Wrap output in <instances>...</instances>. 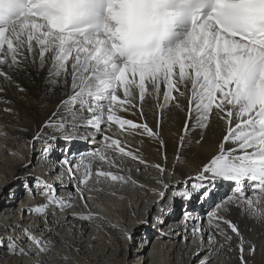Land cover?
Wrapping results in <instances>:
<instances>
[{
    "label": "snow or ice",
    "instance_id": "1",
    "mask_svg": "<svg viewBox=\"0 0 264 264\" xmlns=\"http://www.w3.org/2000/svg\"><path fill=\"white\" fill-rule=\"evenodd\" d=\"M28 62L38 70L47 69L50 83L68 89L59 106L64 116L56 131L44 138L41 130L27 142L31 148L43 139L45 155L53 150L52 141L72 138L56 133L66 131L67 121L79 118L98 134H104L105 125L113 133L104 135V150L96 149L95 159L116 168L118 158L145 163L138 150L133 152L119 138L125 133L158 137L147 123L137 124L119 114L136 108L137 100L142 118L143 104L149 98H155L161 114L167 107L185 111L181 101L186 100L185 133L190 128H207L213 116L221 121L224 131L217 154L201 165L195 177L186 178L183 188L180 181L173 184L160 179L163 190L154 203L162 204L170 188L176 189L174 201L191 202L207 200L212 194L205 187L208 182L213 188L216 180L233 183L232 197L212 216L218 221V234L232 239L219 233L222 222L239 238L241 264H248L245 252L254 256L256 246L247 245L238 226L219 213L234 205L264 223V0H0V81H10L13 72ZM59 108L53 116L60 115ZM161 119L158 116V126ZM49 125L45 121L42 129ZM86 161L87 157L79 164L63 160L69 178L79 180L81 200L85 197L79 185L87 186L92 180L136 183L119 171H93L92 163ZM155 167L161 176L167 171L160 164ZM81 170L82 179L76 176ZM245 184L253 186L254 197L245 193ZM25 187L33 198V188L45 198L31 209L34 213L72 206L71 196L67 201L57 198L56 188L39 177L32 188ZM21 231L24 239L19 242L0 237V248L21 256L48 251L45 245L51 241L29 229ZM23 244L35 245L36 252ZM199 255V251L194 253V257ZM202 264H211V259Z\"/></svg>",
    "mask_w": 264,
    "mask_h": 264
},
{
    "label": "bare ground",
    "instance_id": "2",
    "mask_svg": "<svg viewBox=\"0 0 264 264\" xmlns=\"http://www.w3.org/2000/svg\"><path fill=\"white\" fill-rule=\"evenodd\" d=\"M66 92L68 89L62 84L57 86L48 81L47 69L38 70V67H34L30 62L21 70L14 71L10 81H0V184L11 172L18 173L8 190L12 200L0 198V216L3 214L2 216L9 217L12 208L16 206L21 211V222L12 219L13 216L5 220L0 219V231L10 233L17 230L19 235L16 239L19 242L24 239L21 229H29L37 237L43 236L46 241L52 242L45 245L48 248L47 252L34 255L14 256L0 248V264H70L72 262L106 264L105 258L114 259L117 253L119 255L125 253L126 247L128 248L129 243L132 244L134 238H139L144 248L147 240L151 238L161 242L159 252L162 256L157 254L160 257L158 264H170L169 261L172 262L171 264H188L192 261L195 264H202L209 258L211 264H241L237 247L239 238L222 222H219V233H226L232 239L228 241L223 234H218L216 228L218 221L212 216L222 202L232 197L233 183L216 180L213 188L212 183L208 182L205 187L211 189L212 194L207 200L194 198L191 202H182L179 198L174 201L173 192L176 189L170 188L167 191L170 192L167 195L168 199L172 197L169 202L163 200L162 204L154 203L160 199L159 191L163 190L160 179L165 183L173 184L180 181L183 188L186 186L183 183L185 179L195 177L201 165L217 154L224 131L221 121L213 116L207 128H190L185 133L184 121L188 107L186 100L181 101L185 111L176 107H167L161 114L155 98H149L143 104V118L139 110V100L136 101V108L119 113L137 124L147 123L149 128L158 132L157 138L128 133L119 137L133 152L138 150V155L145 163L128 157L118 158L119 168H116L95 159L92 154L96 149L104 150V135L113 133L109 132L105 125L104 134H98L79 118L75 122L67 121L69 126L66 131L56 133L61 137L71 135L72 138L52 141L54 147L49 154L45 155L41 151L45 147L43 139L29 148L27 142L35 133L42 130L45 134L44 138H47L56 131V126L61 123L64 116V110L59 106L66 98ZM161 103H163L162 97ZM58 108L60 115L53 116ZM158 116H162L159 126ZM45 121H50V125L42 129ZM72 123L77 126H71ZM115 131L116 129H113V132ZM182 135L184 139L181 142ZM63 142H66L65 145L67 144L69 148L65 147ZM59 145L63 146L64 152L60 151ZM85 157L88 158L86 162L92 163L93 171L105 170L113 173L119 171L126 177L130 176L136 183L122 184L106 181L103 178L99 183L92 180L87 186L79 185L85 197L81 200L80 191L77 190L79 180L69 178L63 160L68 158L79 164ZM24 164H28V167H22ZM156 164L167 169L162 176L155 167ZM44 165L49 167L46 173L42 169ZM57 174H62L64 180L57 179ZM76 176L82 179L83 170L77 172ZM36 177L47 184H52L55 188L56 185H66V188L58 186L56 195L57 198H65L66 201L71 196L68 202L72 206L59 210L49 207L44 213L31 211L44 202V196L35 188H33V192H36L35 198L28 191L24 198H20V194L22 189H26V185L32 188ZM187 186L190 187V184ZM252 187L250 184L244 186L245 193L250 198L255 196ZM24 208H28L29 211L22 213ZM147 208V211H151L152 216L156 217V221L164 222L167 217L169 222L179 226L174 231L166 233L158 231L157 228L147 229L146 226L134 231L132 226ZM188 213H191V218H188ZM219 214L238 226L247 245L256 246L254 256H249L245 252L248 264H264V223L246 215L242 208L234 205L228 211ZM78 216L90 218L82 220L77 218ZM40 218L46 223L41 227L42 231L36 233L38 224H32L31 221ZM9 225H19V227H9ZM200 228L203 229L202 232L194 231ZM114 235L116 238L113 237ZM112 238L114 240L110 241ZM21 246L30 252H36L33 244ZM112 248L114 251H111ZM108 250L109 253L105 254ZM140 250L142 251H138L135 255L139 260L143 255V249ZM198 251L200 255L194 257V253ZM78 255L87 262L83 263L82 259L77 262ZM69 256L75 257V260L72 261ZM109 262L107 264H118L121 261Z\"/></svg>",
    "mask_w": 264,
    "mask_h": 264
},
{
    "label": "rangeland",
    "instance_id": "3",
    "mask_svg": "<svg viewBox=\"0 0 264 264\" xmlns=\"http://www.w3.org/2000/svg\"><path fill=\"white\" fill-rule=\"evenodd\" d=\"M58 121L59 120H57V122ZM63 143H64L63 145H65L66 142H63ZM61 146L62 145H59L60 151L61 152H64L65 149L63 150V146L62 147ZM65 147H68L69 148V146L67 144L65 145ZM42 169H43L44 173H46L49 170V167L44 165V167ZM17 175H18L17 172H11L4 179V181L0 184V198L2 197V199L9 200V201L12 200V195L10 194V191H8V190H9L10 184L13 182V180H15V178H16ZM57 176H58L57 179H59L60 181L64 180L63 179L64 176L62 174H60V175L57 174ZM58 186L59 185H56V187H57L56 188V191L59 189ZM26 192H27L26 189H22L21 194H20V198H24ZM169 193L170 192H168L166 194V196L164 197V200L165 201H168V202L172 198L171 197V198L168 199L167 195ZM183 208H182V210H184ZM147 210H148V208L146 209V211ZM11 211H12V213H10L9 217L2 216L3 214H1L0 219H4L5 220V219H9V218H11L13 216L12 219L21 222L20 221V218H21L20 217L21 216V213L20 212L21 211H19V209L17 208V206L14 207V208H12ZM17 211H19V213ZM146 211H144V213L138 217L137 221L132 226L134 228L133 229L134 231H136L137 228L144 227V226H146L147 229H149V228L150 229H154L155 228V230H156V228H157L158 231L164 232V233L171 232V231H174L176 229L175 224L169 222L168 218L164 219L165 220L164 222L163 221L159 222V220L156 221V217L152 216L151 211H147V212ZM31 222H32V224H35L36 223L35 225L38 224L36 226V227H38L36 229V233L37 232H41L42 231L41 227L43 225H45V223H46L45 220H43L42 218L37 219L34 222L32 220ZM2 226L5 228L4 225H2ZM18 235L19 234H18V231L17 230H13L10 233L9 232H6V231H0V237H6V238H9V239H15L17 242H18V239H16V236H18ZM113 237L116 238L115 235ZM112 240H114V239L112 238L110 241H112ZM160 244H161L160 241H156L155 238H151L150 240H147L146 245H145L146 248H144V244H142V242L139 241V238H134L132 244L129 243L128 244V248L126 247L125 253L124 252L123 253H120L122 255H119V253H117V255L115 256L114 259H110V258H108V259L105 258V259L107 260L106 261L107 263L109 261L110 262L111 261L116 262V261H119L120 260L123 264H158V261H159V258L160 257L157 256V254L158 255L160 254V252H159ZM162 246L164 247V244H162ZM140 248L143 249V255H142V258L139 260L137 257H135V255L137 254L138 251L139 252L142 251V250H140ZM109 251L110 250H108L107 252H105V254L106 253L108 254ZM111 251H114L113 248L111 249ZM160 256H162V255L160 254ZM76 257H79L78 258L79 260H77V262L80 261L81 259H82L81 261H83V263H86L87 262V260L81 258L82 257L81 255H78ZM69 259H72V261H74L75 260V257L69 256ZM168 261H169V258H168ZM121 262H118V264H120ZM169 263L171 264L172 262L169 261ZM70 264H77V263H73L72 262ZM188 264H195V263H194V261H192V262H188Z\"/></svg>",
    "mask_w": 264,
    "mask_h": 264
}]
</instances>
